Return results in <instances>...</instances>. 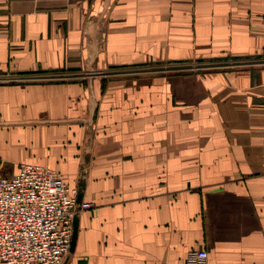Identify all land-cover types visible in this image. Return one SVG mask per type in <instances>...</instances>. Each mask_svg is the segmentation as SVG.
<instances>
[{
	"label": "crops",
	"instance_id": "crops-1",
	"mask_svg": "<svg viewBox=\"0 0 264 264\" xmlns=\"http://www.w3.org/2000/svg\"><path fill=\"white\" fill-rule=\"evenodd\" d=\"M0 163L93 205L63 264H264V0H0Z\"/></svg>",
	"mask_w": 264,
	"mask_h": 264
},
{
	"label": "built area",
	"instance_id": "built-area-1",
	"mask_svg": "<svg viewBox=\"0 0 264 264\" xmlns=\"http://www.w3.org/2000/svg\"><path fill=\"white\" fill-rule=\"evenodd\" d=\"M1 170L0 163V264H63L76 214L93 205H79L78 189L48 167L25 163L11 176ZM207 260L198 250L186 264Z\"/></svg>",
	"mask_w": 264,
	"mask_h": 264
},
{
	"label": "water",
	"instance_id": "water-1",
	"mask_svg": "<svg viewBox=\"0 0 264 264\" xmlns=\"http://www.w3.org/2000/svg\"><path fill=\"white\" fill-rule=\"evenodd\" d=\"M80 198H81V195L79 196L78 195V197H77V200H78V204L79 205H81L82 203H81V200H80ZM76 217L74 218V224H73V228L75 229V226H76ZM74 232H75V230H74ZM74 234V233H73ZM73 244H74V235H73V238H72V243H71V249H70V251H72V249H73Z\"/></svg>",
	"mask_w": 264,
	"mask_h": 264
},
{
	"label": "rangeland",
	"instance_id": "rangeland-1",
	"mask_svg": "<svg viewBox=\"0 0 264 264\" xmlns=\"http://www.w3.org/2000/svg\"><path fill=\"white\" fill-rule=\"evenodd\" d=\"M197 66H198V65H197ZM198 67H201V65L198 66ZM152 70L158 71V70H160V67H159V66H153V67H152ZM122 72H126V71H122Z\"/></svg>",
	"mask_w": 264,
	"mask_h": 264
}]
</instances>
